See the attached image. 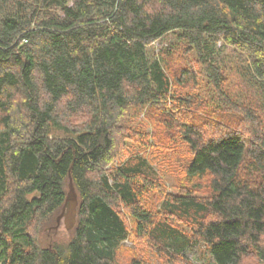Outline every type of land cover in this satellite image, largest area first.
<instances>
[{"label":"trees","instance_id":"16d2710c","mask_svg":"<svg viewBox=\"0 0 264 264\" xmlns=\"http://www.w3.org/2000/svg\"><path fill=\"white\" fill-rule=\"evenodd\" d=\"M130 109L160 127L152 161L116 130ZM69 171L72 237L41 246ZM196 246L264 264V0H0V264H153L144 248L167 264Z\"/></svg>","mask_w":264,"mask_h":264},{"label":"rangeland","instance_id":"374dc122","mask_svg":"<svg viewBox=\"0 0 264 264\" xmlns=\"http://www.w3.org/2000/svg\"><path fill=\"white\" fill-rule=\"evenodd\" d=\"M168 39L163 40V41H155L154 43H152V46H151L152 50H154V52L159 51L160 48L163 45H165L166 42H168ZM170 75L171 74H169V76ZM195 76L197 78V83L199 84L200 82L199 85H201V82H202L201 77L197 74ZM172 83H173V86H176V89L179 88V85L176 84V81L173 80ZM192 84L190 86V90L189 88H186L187 92L189 91L193 93ZM146 112H147L146 110H142V111L131 110V109L127 110L125 114L119 119V124L117 125L118 127L116 130L118 133L127 130V132L131 133L134 136V137H131L133 140H135L136 136L139 133H141L139 134L141 136H137L138 137L137 139L139 140L141 138L142 143L147 142L148 145L146 146V148H143L141 145L137 147V144H132V147L129 148L130 152L135 153L139 151V153L141 154L142 153L147 154L148 159L152 161V156H151L152 154L150 155V147L155 141L159 140L158 135L160 132V129H159L160 127L157 126L154 123V121L149 118V115H147ZM128 141L133 142L130 140ZM126 144L128 143L126 142ZM126 144L124 142L125 146H127ZM168 152H170L168 153V156L171 160L172 159L179 160V158H182L185 155V153L179 149H176L173 151L170 150ZM176 164L177 165L170 162V166L165 167L162 170V174H163L162 176L164 177V181L169 186L170 189H173L172 186L176 185L179 182V178L181 177V170H180L181 166H178V163ZM106 167H108V165ZM155 167L158 168L157 166ZM58 214L54 216L52 222L42 226V229L41 228L38 229L39 243L41 246H48V245L50 246L53 243H60V244L67 243L69 239L72 237L71 229L67 230L65 228L63 220H61V223L57 229L52 228L56 224V216ZM123 243L128 246H131L133 244V242L130 239H126ZM144 249L145 251L143 252V254L145 257H148V260L150 262H152L153 264H165L164 261L161 262V260H158L155 256L149 255V252L148 251L146 252V248ZM169 262L170 263H167V264H215L214 261L210 257V253L207 252V250L201 246L200 247L196 246L193 248V250L187 249L184 252V257L182 259L180 260L171 259ZM241 264H260V262L256 255L250 254L241 261Z\"/></svg>","mask_w":264,"mask_h":264},{"label":"water","instance_id":"95a60500","mask_svg":"<svg viewBox=\"0 0 264 264\" xmlns=\"http://www.w3.org/2000/svg\"><path fill=\"white\" fill-rule=\"evenodd\" d=\"M68 177L69 181L66 197L60 213L56 216V224L52 227L53 229H57L59 227L61 220H63L64 226L67 230H70L76 222L78 198L72 183L70 171L68 173Z\"/></svg>","mask_w":264,"mask_h":264}]
</instances>
